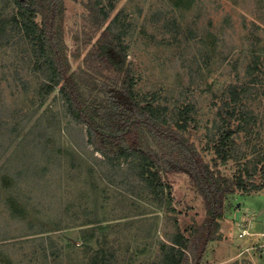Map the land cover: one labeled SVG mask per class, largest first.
Returning <instances> with one entry per match:
<instances>
[{"label": "rangeland", "instance_id": "1", "mask_svg": "<svg viewBox=\"0 0 264 264\" xmlns=\"http://www.w3.org/2000/svg\"><path fill=\"white\" fill-rule=\"evenodd\" d=\"M84 1L65 0L71 70L83 65L101 33L92 32L86 42L91 26ZM102 1L114 6L107 23L120 13L128 26L127 62L140 97L151 100L157 93L155 104L170 110L185 99L195 102L187 136L211 164L217 159L226 177L245 176L264 155V0ZM9 2L0 0V9L15 6ZM172 17L175 35L168 28L172 21L166 24ZM79 47L81 56L74 59ZM22 48L0 40V264H91L104 235L119 264H151L161 240L178 229L190 236L207 209L188 173L162 172L161 199L146 190L125 192L118 180L126 162L111 182L110 164L87 143L85 125L67 112L59 87L43 99L38 95L42 76ZM256 55L258 82L242 105L257 119L250 133L230 136L241 156L224 161L208 128L227 85L253 77L247 68ZM184 91L190 96L181 100ZM257 165L253 186L226 196L220 238L209 241L200 264H264V161Z\"/></svg>", "mask_w": 264, "mask_h": 264}, {"label": "trees", "instance_id": "2", "mask_svg": "<svg viewBox=\"0 0 264 264\" xmlns=\"http://www.w3.org/2000/svg\"><path fill=\"white\" fill-rule=\"evenodd\" d=\"M12 4L15 6L11 9L6 4L0 9V40L23 45L24 57L29 58L33 69L42 76L37 91L42 99L59 87L67 112L85 125L87 143L110 164V174L106 176L111 182L117 180L115 175L122 173L121 163L126 162L125 175L118 180L125 192L135 196L146 190L152 197L161 199L162 172L188 173L203 197L207 216L194 226L190 236L178 229L167 240H161L151 264H200L209 241L220 238L226 196L253 186V178L259 171L257 164L264 161V155L254 161L252 169L246 168L245 176L240 174L232 180L222 174L217 159L211 164L187 136L186 131L196 120L193 114L196 103L183 100L190 96H186L187 91L180 94L183 102L171 110L155 104L157 93L151 100L148 94L140 97L136 88L138 77L127 62L128 26L123 25L120 13L107 23L113 5H105L102 0L84 1L91 26L86 42L93 40L92 32L101 33L84 56L83 65L71 70L65 41V0H12ZM169 21L172 24L168 28L177 34V19L172 17L166 24ZM80 56L81 47L73 53L74 59ZM260 58L256 55L248 64L247 74L251 76L259 69ZM256 76L243 84L238 81L227 85L217 118L208 128L212 146L224 161L241 156L235 155L238 148L230 136L253 130L251 122L257 117L242 104L252 94L258 82ZM87 92H94L90 93L91 98L86 96ZM21 174L27 175L28 171ZM102 239L103 244L91 254V264H119L117 250L109 245L106 235Z\"/></svg>", "mask_w": 264, "mask_h": 264}]
</instances>
